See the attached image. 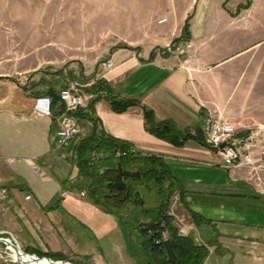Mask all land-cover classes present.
I'll list each match as a JSON object with an SVG mask.
<instances>
[{
  "label": "crops",
  "instance_id": "1",
  "mask_svg": "<svg viewBox=\"0 0 264 264\" xmlns=\"http://www.w3.org/2000/svg\"><path fill=\"white\" fill-rule=\"evenodd\" d=\"M202 12L219 21L194 20L184 37L179 30L174 47L191 44L181 53L165 48L172 36L140 49L110 50L103 57L114 61L110 69L87 52L58 69L31 57L12 73L0 71V172L9 189L0 199L2 232L31 251L78 264L85 255L88 264H139L117 217L73 187L80 174L76 146L95 132L166 160L184 188L171 215L208 246L204 264H264V171L225 166L202 131L209 112L234 122L238 137L264 126V0ZM72 86L85 96L75 112L81 132L60 145L57 123L65 107L58 96ZM97 86L104 91L95 93ZM108 90L139 99L180 137L174 143L152 133L141 107L114 111ZM43 94L53 99L51 116L33 111Z\"/></svg>",
  "mask_w": 264,
  "mask_h": 264
},
{
  "label": "rangeland",
  "instance_id": "2",
  "mask_svg": "<svg viewBox=\"0 0 264 264\" xmlns=\"http://www.w3.org/2000/svg\"><path fill=\"white\" fill-rule=\"evenodd\" d=\"M239 4L250 7V0H0V71L12 73L31 57L34 62L50 61L53 69L66 67L87 52L100 62L110 50L140 49L173 36L165 47L170 51L169 45L174 49V40L181 39L179 30L183 28V37L186 34L187 20L219 21L218 15L202 11L234 9ZM178 45L177 53L191 47L189 42ZM3 222L0 219V236L12 238L1 234ZM27 240L30 244L31 239ZM17 244L25 252L47 256ZM0 254L2 264H20L4 244H0ZM80 258V264L90 259L87 255Z\"/></svg>",
  "mask_w": 264,
  "mask_h": 264
},
{
  "label": "trees",
  "instance_id": "3",
  "mask_svg": "<svg viewBox=\"0 0 264 264\" xmlns=\"http://www.w3.org/2000/svg\"><path fill=\"white\" fill-rule=\"evenodd\" d=\"M189 25L187 20L185 33ZM103 89L97 86L94 92ZM108 91L114 111L141 107L147 128L152 133L174 143L180 137L171 122H158L154 112L139 99ZM76 151L80 174L73 187L85 190L89 200L117 217L125 229L129 252L139 264L205 263L208 246L198 244L192 235H180L169 213L172 197L176 193L182 194L184 188L163 157L142 155L124 141L95 132L80 140ZM119 152L123 154L118 155ZM66 182L64 185H68ZM163 221L170 232L168 240L162 239ZM158 239H162L160 243H157ZM43 255L63 259L59 253Z\"/></svg>",
  "mask_w": 264,
  "mask_h": 264
},
{
  "label": "built area",
  "instance_id": "4",
  "mask_svg": "<svg viewBox=\"0 0 264 264\" xmlns=\"http://www.w3.org/2000/svg\"><path fill=\"white\" fill-rule=\"evenodd\" d=\"M168 49L170 51H179L181 47L177 46L173 49V47L169 45ZM102 66L103 68L110 69L114 66V61L111 58L105 59L102 61ZM79 89L80 88L76 86L66 87L59 93L58 97L64 102L65 107L57 123V136L60 145H65L66 142L68 143V141L81 132L79 119L75 112L79 107L85 104V96ZM33 111L37 115L51 116L53 113V99L46 94L39 95L34 100ZM238 130L234 122L229 119L218 117L214 112H209L204 118L202 131L205 137V143L207 146L218 150L225 166L229 168L245 167L246 170L250 171L252 174H258L264 171V126L256 127L253 132L245 137H238ZM122 154V152L118 153V155ZM2 179L3 177L0 172V199L5 200L9 196V189L3 184ZM68 194L69 193L66 191L62 193L63 196H67ZM85 195L86 191L80 192V196L83 197ZM31 198V195H26L27 200ZM179 200L180 194L177 193L172 198L171 207L175 206ZM170 210L169 213L171 214ZM166 226L165 221L161 222L163 240H168L170 238V232ZM3 233L10 234L8 231H1V234ZM179 234L187 235V229L184 226L179 227ZM10 235L16 242L15 237L12 234ZM162 239H158L157 243H160ZM1 257L2 255L0 254V264H2Z\"/></svg>",
  "mask_w": 264,
  "mask_h": 264
},
{
  "label": "water",
  "instance_id": "5",
  "mask_svg": "<svg viewBox=\"0 0 264 264\" xmlns=\"http://www.w3.org/2000/svg\"><path fill=\"white\" fill-rule=\"evenodd\" d=\"M0 243L6 245L9 249L14 251L17 256V260L20 264H42V262L48 261L51 264H78L72 261L63 259H53L48 256L39 257L34 254L23 251L16 242L7 236H0Z\"/></svg>",
  "mask_w": 264,
  "mask_h": 264
},
{
  "label": "bare ground",
  "instance_id": "6",
  "mask_svg": "<svg viewBox=\"0 0 264 264\" xmlns=\"http://www.w3.org/2000/svg\"><path fill=\"white\" fill-rule=\"evenodd\" d=\"M17 256H18V255H16V253L14 252V257H15L16 259H17ZM42 264H51V263H49L48 261H45V260H44V261L42 262Z\"/></svg>",
  "mask_w": 264,
  "mask_h": 264
}]
</instances>
